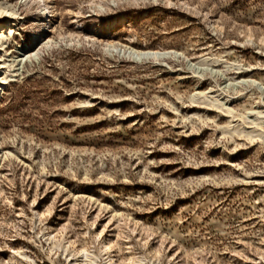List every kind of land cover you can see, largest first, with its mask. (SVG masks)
Instances as JSON below:
<instances>
[{
    "label": "rangeland",
    "instance_id": "1",
    "mask_svg": "<svg viewBox=\"0 0 264 264\" xmlns=\"http://www.w3.org/2000/svg\"><path fill=\"white\" fill-rule=\"evenodd\" d=\"M48 5L0 0V264H264V0Z\"/></svg>",
    "mask_w": 264,
    "mask_h": 264
},
{
    "label": "bare ground",
    "instance_id": "2",
    "mask_svg": "<svg viewBox=\"0 0 264 264\" xmlns=\"http://www.w3.org/2000/svg\"><path fill=\"white\" fill-rule=\"evenodd\" d=\"M34 3L36 5V9L41 11V14H48L49 13V5L48 0H29V3ZM44 16V15H43ZM14 17L13 14L8 13V11L4 9H0V18L1 19H7V18ZM4 24L0 23V34L6 35L7 33L11 34L12 32V24H10L9 30L5 31ZM2 36V35H1ZM9 36V35H8ZM2 38V37H1ZM4 40V39H3ZM6 42H1L0 40V51H2L1 47L5 46ZM22 51L21 49H18V52ZM132 54L137 60H145V59H155V58H161L166 54L158 53V52H152V51H139V52H132L129 53ZM6 74V73H5ZM7 79L6 78H0V92L2 91L3 86L6 84ZM89 258V257H88Z\"/></svg>",
    "mask_w": 264,
    "mask_h": 264
}]
</instances>
